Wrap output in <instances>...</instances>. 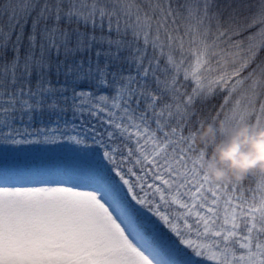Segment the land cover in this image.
Here are the masks:
<instances>
[{"label":"trees","instance_id":"obj_1","mask_svg":"<svg viewBox=\"0 0 264 264\" xmlns=\"http://www.w3.org/2000/svg\"><path fill=\"white\" fill-rule=\"evenodd\" d=\"M133 21L145 23L140 25L157 39H186L193 49L199 46L203 61L213 48L208 58L217 65V78L209 83L187 62H170L172 52L165 50V58L137 39L127 41L132 23L123 28L122 22ZM253 25L258 32L248 34ZM260 43L264 0H0V125L29 123L30 117L32 124L80 117L82 131L94 125L114 133L121 144L140 137L169 143L186 153L215 194L223 221L232 223L226 215L238 209L241 231L226 234L230 243L220 249L250 252L257 244L264 249V168L239 175L229 171L221 179L207 168L217 145L242 125L258 128L264 116ZM201 68L204 73L205 63ZM222 74L224 82L216 83ZM236 104L245 107L242 116L232 115ZM95 143L82 138L74 146L91 144L97 151ZM179 182L177 175L172 183ZM246 222L249 230L258 227L255 234ZM245 236L253 240L248 247ZM168 238L185 252L197 249L183 237Z\"/></svg>","mask_w":264,"mask_h":264},{"label":"snow or ice","instance_id":"obj_2","mask_svg":"<svg viewBox=\"0 0 264 264\" xmlns=\"http://www.w3.org/2000/svg\"><path fill=\"white\" fill-rule=\"evenodd\" d=\"M256 65L254 57L248 67ZM31 121L0 125V264H174L169 235L221 250L226 234L241 231L222 220L219 200L183 150L147 137L121 144L94 125L82 131L80 117ZM82 138L97 141V151L75 147ZM223 264L245 262L232 256ZM247 264H264L259 244Z\"/></svg>","mask_w":264,"mask_h":264},{"label":"rangeland","instance_id":"obj_3","mask_svg":"<svg viewBox=\"0 0 264 264\" xmlns=\"http://www.w3.org/2000/svg\"><path fill=\"white\" fill-rule=\"evenodd\" d=\"M122 23H123L122 25L123 28L127 27L128 23H132L129 32L126 35L127 41L137 39L138 41L143 42L144 44H147L148 47H150L151 53H154L156 51L157 53H160L165 58H166L165 50H167V54L169 51L172 52V54L169 57L170 62H187L190 65V67L194 71H196V75H195L196 77L201 76L202 79L208 78L209 83H211L213 80L217 78V73H216L217 65L215 61L208 58L209 55L214 53L212 50L213 48L209 50L208 56L203 61L200 56L199 50H198V48L200 47L198 46L193 49L191 47V44L188 43L186 39L181 40L179 43H174L170 37L157 39V34L152 36V33L148 27L146 26L142 27L140 25V24H145V23H141L140 21L122 22ZM150 42H152V44ZM173 50H176V52H173ZM156 62H158L157 59H156ZM204 63H205V70L203 73V70L201 67ZM222 82H224L223 74L221 78L216 81V83H222ZM245 96L247 97V94ZM239 106L240 104H236L232 107V110H231L232 115L236 112L237 114L242 116V114L244 113L245 107L239 108ZM230 119L231 118H229V120ZM246 120L247 119H245L244 121ZM232 123L231 124L234 127H238V123H235L234 121H232ZM261 127H264V116L260 115L258 128H261ZM78 146H80V144H78ZM5 191H8V190L6 189ZM23 191L28 192L29 190H23ZM231 211L232 213H229ZM229 212L227 213L226 216L230 215L231 222L238 224L240 228L242 226V223L240 221L236 222V216H237L238 209H233V210H230ZM247 220L248 219H246V221ZM246 224L249 230V227H251V224L250 222H246ZM257 228L258 227H255L254 229L249 230V233L255 234ZM248 230L245 231L246 236H247ZM252 241L253 240L250 239L247 242L246 246L248 247L250 243H252ZM171 244L173 245L174 251L178 253V255L174 258V264H184L185 259L189 261V264H217V261H219L220 264H223L225 259L231 258L232 256H238V257L244 258V262L245 264H247V258L249 256V253L256 252L253 249L250 252L247 251L246 249H244L243 251L236 252V251H223V250H207V249L205 250V248L200 249V250L196 249L192 252H185L184 249H181L175 246L173 243ZM197 255H199V258H197ZM154 264H159V258H157L154 261Z\"/></svg>","mask_w":264,"mask_h":264},{"label":"clouds","instance_id":"obj_4","mask_svg":"<svg viewBox=\"0 0 264 264\" xmlns=\"http://www.w3.org/2000/svg\"><path fill=\"white\" fill-rule=\"evenodd\" d=\"M211 131L209 126L200 139ZM264 168V127L242 125L230 138L215 150V159L208 165V171L215 179L228 178V172L239 175L249 169Z\"/></svg>","mask_w":264,"mask_h":264}]
</instances>
